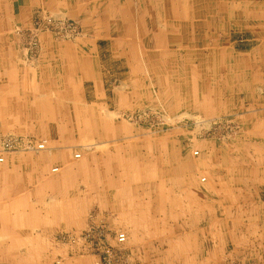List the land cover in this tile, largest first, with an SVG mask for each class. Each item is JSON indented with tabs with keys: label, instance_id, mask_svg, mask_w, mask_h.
Here are the masks:
<instances>
[{
	"label": "crops",
	"instance_id": "obj_1",
	"mask_svg": "<svg viewBox=\"0 0 264 264\" xmlns=\"http://www.w3.org/2000/svg\"><path fill=\"white\" fill-rule=\"evenodd\" d=\"M46 14L76 20L80 37L44 35L37 56H22L14 30ZM192 64L201 111H213L229 81L231 93L250 88L247 151L234 157L228 188L176 184L174 168L158 185L163 158L153 152L71 163L63 145L112 141L113 117L154 89L170 111L189 106L178 90L190 87ZM26 127L48 145L40 155L0 151V263L31 264L15 257L49 255L57 235L91 219L144 240L140 264H264V0H0V128L15 136Z\"/></svg>",
	"mask_w": 264,
	"mask_h": 264
},
{
	"label": "rangeland",
	"instance_id": "obj_2",
	"mask_svg": "<svg viewBox=\"0 0 264 264\" xmlns=\"http://www.w3.org/2000/svg\"><path fill=\"white\" fill-rule=\"evenodd\" d=\"M62 19L74 21L79 29L76 20L52 14H46L36 19L31 26H18L14 30V35L19 43L20 54L27 57L37 56L44 35L57 41L73 42L77 40L81 34L80 29L77 35H69L56 24L58 20ZM238 35L241 36V33ZM34 43L35 45H32ZM248 49L249 47L242 46L236 48L237 51L242 52L239 57L243 53V55H247L245 52ZM186 66H188L186 75L188 79L186 80L190 87L178 90V92L185 95L184 103L190 102L189 106H184L178 111H170L167 104L164 103L165 100L159 97L157 90L154 89L151 98L143 100L142 103H135L132 100L129 109L113 117V121L119 125H117V134L112 141L104 143L99 137L96 138L95 134L94 136L72 139L63 145L66 147L65 153L71 155V163L81 160L86 155L103 151L119 152L121 155H139V153L151 155L153 152L163 158L161 162L159 161L160 165L158 166V185L166 183V175L170 174L171 168H174L176 184H192L193 188L204 190L210 188V185H214V179H216L219 181L217 186L223 189L228 188L233 175L237 174L234 171L236 162L234 157L240 155L241 152L246 155L247 151L245 139L241 140L243 135L241 124L246 120V116L243 115L249 114L250 106L247 94L250 88L241 89L238 94H236L237 92L231 93L234 88L229 81L230 85L223 86L222 93L219 91V96H217L218 92L213 94V102H217L212 106L213 111H201L198 108V92L194 88L195 81H199L196 78L199 77L198 66L196 64ZM184 70L186 71V68ZM213 82L215 81H211L212 86ZM166 98L170 101V94ZM102 129L100 128L98 131ZM26 130L24 133L12 136L13 134L6 133V130L0 128V151H3L1 144L8 137L18 139L20 143L17 149L10 151H28L25 149V140H29L33 145L37 144V141L39 143L45 141V148L47 147V138L43 133H37L38 130L42 131L41 129L26 127ZM86 144L94 145L90 150H87ZM36 151L38 152L34 155L41 154V150ZM195 152L197 154H194ZM76 154L79 155L78 158H75ZM168 155H170L169 158ZM169 182H171L170 179ZM92 227H104L110 235L118 232L110 229L102 221L95 223L89 219L83 231L57 235L54 244H50L51 254L38 257L16 256L15 259H32L31 264H100L99 255L91 250V244L84 239L85 233L89 229H93ZM115 229H122L120 232L126 235L121 260L125 264H140L135 253L144 240L138 239L134 232H129L124 228L117 227ZM108 242L110 245L116 246L113 238L108 237ZM0 259H3V256Z\"/></svg>",
	"mask_w": 264,
	"mask_h": 264
},
{
	"label": "built area",
	"instance_id": "obj_3",
	"mask_svg": "<svg viewBox=\"0 0 264 264\" xmlns=\"http://www.w3.org/2000/svg\"><path fill=\"white\" fill-rule=\"evenodd\" d=\"M58 26H60V29L63 31H66L69 33V35H74L79 32V29L77 28L76 23L73 21H67V20H58L56 23ZM32 45H35L32 44ZM18 139L13 138H7L3 143L1 144V148L3 151H10L12 149H17L18 145L20 144L18 142ZM25 149L26 150H43L45 148V141H42L36 145H33L29 140H25ZM194 154H197L196 152ZM79 155L76 154L75 158H78ZM2 158L0 157V162H2ZM58 169L53 168L52 172H56ZM89 229L85 235L84 239L87 240L88 243L91 244V250L100 257V264H125L121 260V255H123V245L126 241V235L123 232H116L112 235L104 228H94ZM108 237H111L114 239L116 246H112L108 242Z\"/></svg>",
	"mask_w": 264,
	"mask_h": 264
}]
</instances>
